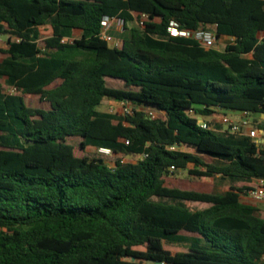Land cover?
<instances>
[{"label":"trees","instance_id":"1","mask_svg":"<svg viewBox=\"0 0 264 264\" xmlns=\"http://www.w3.org/2000/svg\"><path fill=\"white\" fill-rule=\"evenodd\" d=\"M105 16L124 21L121 48L101 39ZM172 22L231 42L205 49ZM0 34V264H264V215L241 199L264 146L196 118L239 111L264 131V0H0ZM179 171L234 184L183 189Z\"/></svg>","mask_w":264,"mask_h":264},{"label":"built area","instance_id":"2","mask_svg":"<svg viewBox=\"0 0 264 264\" xmlns=\"http://www.w3.org/2000/svg\"><path fill=\"white\" fill-rule=\"evenodd\" d=\"M148 20V16L143 14L141 15L140 20H136L138 26H142L144 21ZM124 21L121 19L105 16L102 21V29L100 37L112 48H121L123 42L115 36V31L118 27H124ZM169 32L174 37L182 38H191L197 40L202 47L205 49H217V44L222 38L217 37L216 26H209L207 28H200L195 32L188 30H183L179 27L176 22H172L169 27ZM77 39L74 35L62 39L63 43H72ZM230 39V38H228ZM15 87H11L10 93H17ZM123 104V103H122ZM124 112L130 111L131 107L124 105ZM156 113L154 111H149L148 116L155 117ZM249 115L243 113L240 120H233L226 116L220 119V125L226 126V128L218 127L216 120L206 121L203 117L198 116V125L200 128L205 130H219L222 132H229L231 134H243L251 137L259 146H264V131H259L258 129H251V122L248 119ZM214 118V117H213ZM216 118V116H215ZM128 143V142H127ZM96 152L101 156L105 161L107 159L114 157V153L109 148H96ZM171 171H175L176 168L173 166L170 168ZM257 186L247 192V195L250 196L254 201L260 202L264 206V179H255ZM261 261L264 263V253L262 255Z\"/></svg>","mask_w":264,"mask_h":264},{"label":"rangeland","instance_id":"3","mask_svg":"<svg viewBox=\"0 0 264 264\" xmlns=\"http://www.w3.org/2000/svg\"><path fill=\"white\" fill-rule=\"evenodd\" d=\"M131 26H138L137 22L135 21L133 24L129 25ZM115 31V36L117 38L122 39L124 37V27H118ZM43 36H47L50 34L47 30H43L42 32ZM74 36L76 38L80 37L79 32H75ZM8 39L9 35L8 34H0V60L4 59L7 57V54L5 53L7 48H8ZM231 42L230 39L228 38H222L221 41L218 42L217 44V49L218 50H224L227 44ZM1 81V79H0ZM108 84L112 87H124L122 83L114 81V80H107ZM11 87H9L6 92L10 93ZM25 101L28 106L33 107V108H47L48 105L47 103L43 102L38 96H33V95H26L25 96ZM100 111L102 112H108V113H115V112H124V105L122 103L116 102L114 100L106 99L103 101V104L100 106ZM224 116L233 119V120H240L242 117V112L239 111H231V110H224L222 113L216 116V118H211V117H206V121H214L216 120L218 125H220V119L223 118ZM257 116H250L248 119L251 122V129H257V127L254 124V120L257 119ZM226 128V126L220 125V128ZM259 130V129H258ZM262 131V130H259ZM75 144V143H72ZM87 154L89 156H97L96 148L94 147H89L87 148ZM122 159L123 161H132L135 162L137 158L133 156H125L121 157L119 155H114V157L107 159V164L109 166H114V163L116 160ZM210 160V159H207ZM176 183L183 189H188V190H195V191H202V190H209L213 193L216 194H222L225 193L227 188L234 184L233 181H226L225 179H222L220 177L216 178H198V177H192L188 174L187 171H179L175 177ZM193 209H200L203 208L204 205L200 203H191L189 205ZM185 235L191 236L192 234L183 232Z\"/></svg>","mask_w":264,"mask_h":264},{"label":"crops","instance_id":"4","mask_svg":"<svg viewBox=\"0 0 264 264\" xmlns=\"http://www.w3.org/2000/svg\"><path fill=\"white\" fill-rule=\"evenodd\" d=\"M45 30H47L48 32H51L50 28H46ZM262 118H264V115H262ZM260 132H261V131H260ZM90 147H92V146H90ZM88 148H89V147H88ZM94 148H95V147H94ZM207 161H208V162H212V160H207ZM226 181H231V180L226 179ZM255 181H256V180L253 179V180L247 181L246 183L253 184V185L256 187L257 184H256ZM241 199H242V202L257 207V208L261 211V213L264 215V206H263L260 202H256V201H254V200H253L252 198H250V196H248L247 194L242 195Z\"/></svg>","mask_w":264,"mask_h":264},{"label":"water","instance_id":"5","mask_svg":"<svg viewBox=\"0 0 264 264\" xmlns=\"http://www.w3.org/2000/svg\"><path fill=\"white\" fill-rule=\"evenodd\" d=\"M150 263H153L152 261H150ZM157 264H161L160 262H158Z\"/></svg>","mask_w":264,"mask_h":264}]
</instances>
